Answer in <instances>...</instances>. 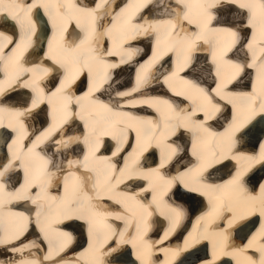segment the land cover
Returning <instances> with one entry per match:
<instances>
[{
    "label": "bare ground",
    "instance_id": "6f19581e",
    "mask_svg": "<svg viewBox=\"0 0 264 264\" xmlns=\"http://www.w3.org/2000/svg\"><path fill=\"white\" fill-rule=\"evenodd\" d=\"M85 1V0H84ZM133 2L136 0H132ZM176 1V0H175ZM174 0H151L150 5H155L152 8H149L147 10V14L145 16V20L143 21L142 24H138L139 22H136L132 20V24L136 25L135 33L130 32L132 31V27L129 25L128 17L127 15L122 12L121 14H115L114 15V20L112 22V25H109L106 27L104 30H98L95 31V35L93 36V39L91 40L92 44L94 46H98L103 43V39L105 36H108L110 40L112 39H117L114 43H110L112 49H108L107 52H114L118 55L119 57V62L117 63L116 67L118 68L117 71L114 69L110 68V74L111 77L113 76L114 79L111 80L109 85L107 86V91H105V96L107 97L106 100L102 101L99 99V96L97 94H91L95 92L96 90L100 89V87L108 83L109 79L107 80L106 77L100 75V74H92L94 77V83L91 89L87 91V95H74V99L76 100L77 98H84L82 102H80L78 105L82 106V104H88L91 102L94 104H101L102 105H107L108 109H111L112 114L109 118L110 120V125L112 127V130L115 131L117 129L122 128L121 125H117V122H125L126 125L128 126H135V129H137V134L141 133L144 136V132L146 131V134H150L151 136L155 135L156 137L162 138L164 136V131H157L155 128L157 122L153 119L150 121V124L147 123L149 122L148 117L146 116H138L140 119V122H134L137 121L136 118H133L132 120L128 121L127 118L123 120V116L127 114V112L124 110V107L127 106L129 103H137L139 106H142L141 103H144L146 105L150 106H156L154 103L155 100L154 98H151L148 96L146 93H157L161 91L159 86H154L151 89H149V85L145 84L144 82L142 83L143 80H149V84L153 83H162L163 81L165 84L168 85H173L177 84L178 87H173L171 90L175 93L181 94V96H188L190 100H192L193 103L198 102L199 105H191V108L189 111H187L185 108L187 106L182 105L178 101L175 100V98H161L158 104L162 105V108L160 109L161 114L163 115V119L161 120L162 125L164 124L167 119H173L176 118V122L178 120H182V117H189L190 120H196L197 123L195 126L191 127V133L195 136L194 138V143H198L199 145L206 146L207 143H214V144H220V142H224L230 139L231 134L236 131V127L238 126L236 123H227L222 130H216L213 127V130H207L206 124H203L205 122L207 116H210V119H217L222 121V116L220 113L223 112L224 108L227 107L228 102H234L236 103V94L237 92H233L232 90L230 91V88L225 87L226 83H229L232 79H234V82L236 85H239V81L236 80L237 78V67H241L244 72H248L247 69L245 68L244 64H240L235 60L229 59V54L226 55L227 51L233 46V51L237 52V54H241V52L244 51V46L241 41L244 39L245 35L243 32H246L247 29L250 28L249 25H251L254 28V33L251 36L247 37L251 43L246 45V48L251 49L252 53H254V56H252V59L250 60L251 62L249 63L250 66L254 65L255 67L258 65L261 55L264 52V22L261 21L260 15H259V10L257 9V15L254 17L253 12L249 17H246L245 15V9L242 10L241 8L238 7V4H230V3H225L224 0H221V3L216 4L214 7L211 8H202L200 7V4H204L205 6L209 3H213V0H188V2L191 4V8H186L183 5H178L177 2ZM40 2L43 3L42 9H37V5L40 4ZM114 2V1H113ZM112 0H98L96 2H91V3H79L78 0H4V3L0 5V7L5 8V12H0V56H1V61H5L3 56H6L8 54L6 49L7 47L11 46L9 45V39L13 35L10 33L4 32V29L2 28V24L5 23V18H9V20H16L14 22V25H20V27H25L31 22L33 25L36 23H40V21H45L42 22L44 24L43 27L38 26L39 31L34 33V37H36L37 42H34L35 39L29 42L25 40V38H20L19 40V47H17V52H20V48H23L24 51L26 49H30L32 45H34V48H39L42 46L41 42L43 41L44 38L49 37L47 39V42L51 38L55 40L56 43L59 42L60 39V33H61V28L58 30H52L50 33V36L48 35V32H46L45 28L47 26H56L59 20H55L60 16L62 13H64L62 16L63 17H69L72 18L76 22L77 25L80 23L82 24H87L91 25L94 21L97 19H100L103 17L104 22L107 23L106 17H111L112 18V13H113V3ZM257 3H264V0H256ZM45 4V5H44ZM97 5H100L97 7ZM105 5V6H104ZM149 5V6H150ZM65 6V8L63 7ZM104 6V7H103ZM225 8L226 10L232 9L234 11L240 12V15L236 17V19L229 20L228 18L225 19L224 17L225 14L227 13L228 15L231 14L229 11L226 13L222 14L219 17V14L217 11L222 10ZM36 9L37 15H35V20L34 17L27 18V14L30 12V10ZM64 9V10H63ZM100 9V10H99ZM217 9V11H216ZM39 18V16L44 15ZM185 14L188 15V19L195 21L194 26H190L186 19H184ZM210 14L211 16L214 17V19L207 25V27H198V25L202 24L204 18L206 15ZM15 16L16 18L13 19L12 17ZM39 18V19H38ZM68 18V20H69ZM51 19V20H50ZM249 20L252 21L251 24H249ZM3 21V22H2ZM53 21L55 23H53ZM186 21V22H185ZM2 22V24H1ZM80 22V23H79ZM63 24V32L65 33V38L67 40L68 44L64 45V49H68L69 45H71V48H75L73 45H79L81 43L77 41L79 39H83V37H76V30H74V26L69 25V22L65 23L64 21L62 22ZM47 25V26H45ZM66 26L68 28H66ZM25 28H23V31H25ZM35 28V25H34ZM230 29L232 32L236 33V36L233 37L231 36L228 32L220 31L219 29ZM90 29L87 30L86 36L88 35ZM118 33H117V32ZM250 32V31H249ZM70 33V34H69ZM156 36L154 37L153 43L152 40L149 39V35ZM117 35V36H116ZM141 37L142 39L140 43L138 44L136 41L137 39ZM197 37L202 38L205 43L202 44ZM139 39V40H140ZM241 39L238 43L237 41ZM12 41V39H10ZM15 41V38H14ZM132 41V42H130ZM90 42V43H91ZM186 43H190L191 47L188 48L186 47ZM153 44V45H152ZM86 45V44H85ZM83 45V47L85 46ZM154 47V52L149 54V58L145 60L144 62H139V60H131L129 58H133V56L140 52L143 51L144 48L151 49ZM195 48V49H193ZM3 49H5L3 51ZM94 50H92L93 53ZM192 51H195V55H192ZM197 51V53H196ZM107 52L103 48H97V51L94 52L96 54L95 56L99 59L95 64L91 62L89 64L88 70L91 71L94 68L98 69V67H105L109 68L113 63H111L110 60H107ZM126 52V53H125ZM52 55H51V54ZM47 55L51 58H60L56 57L57 53L56 52H50ZM168 53V56L173 58V62H175L176 67L170 71L168 68V63H171V59L167 56L166 58H163L165 54ZM206 53V57L204 54ZM245 53V51H244ZM23 55V53L21 52ZM65 54V53H64ZM200 55V56H198ZM45 56V55H44ZM257 56V57H256ZM259 58V59H257ZM17 59H19L17 57ZM23 59V58H22ZM35 59V58H34ZM91 59V58H90ZM89 59V60H90ZM163 59V60H162ZM209 59V61H207ZM19 67L22 69H32L33 71L29 72L27 76L23 75L21 78V81H18L17 83L23 84V88L28 87L31 88L33 91H38L39 89H42L41 84H47V82H50L51 79H49L47 82L46 80H43L41 84H33V83H28L30 80H26V78L32 74L34 76L33 81H37L39 77L45 76L39 69H44L48 68L46 67L43 63H41V59H39L35 64H31V61H27V64L24 63V61H21L19 59ZM128 61L130 65H135L138 66L137 70L138 73L140 74V77L138 79V82L141 83L139 86H135L133 88H128L127 84H120L121 78L126 75L127 73H130L128 69L125 67L128 65ZM136 61V62H134ZM90 62V61H88ZM212 65H210V63ZM6 62L2 65H0L1 68V74H0V89H2V92L6 91V88L11 85L12 89H18V85H12V77L16 71H13V74H10L11 67L10 64L5 65ZM184 67H188V70L183 73H180V71H183ZM17 66H14V69H16ZM49 69L53 70V68L49 67ZM57 72L56 70H53ZM166 73L169 74L167 77L158 78L160 73ZM172 73V74H171ZM16 74V73H15ZM52 74V73H50ZM214 76H218L217 78V86H215L212 90H209L208 85L210 84L211 80L214 81L215 78ZM31 76V77H33ZM108 76V75H106ZM252 76V73L248 72L247 76L242 75L241 80L242 81H248L246 80L248 77ZM25 79V80H24ZM120 79V80H119ZM17 77H13V81H16ZM106 80V81H105ZM125 82V81H124ZM246 86L248 85V82L244 83ZM193 85L196 86V88L203 89V94H199L195 91ZM255 84H253L254 86ZM259 86H262V84H258ZM234 86V85H233ZM59 87V86H58ZM57 88V87H56ZM56 88L52 90V92L56 91ZM145 89V90H144ZM43 90V95L42 99H46L48 97V92L44 89ZM91 90V91H90ZM76 91V89H68V93H59L57 96H52L50 97V101H52L49 104L50 109L54 108V100L57 102H62L63 105H65V102L68 103V97L73 96V92ZM141 91V93H140ZM0 92V93H2ZM17 93L13 94L11 99L13 102L19 103L21 100H23V96L26 97L25 90L20 91L17 90ZM39 92V91H38ZM100 92V91H99ZM114 93V94H111ZM119 93H128L127 96H120L118 95ZM140 93V94H139ZM219 95V99H215V94ZM240 94V93H238ZM205 95L210 98V103L208 102V99L205 98ZM181 102H183L182 97ZM251 97H255L254 94H250ZM249 96V97H250ZM61 98V99H60ZM62 99H65L64 101ZM248 100V99H245ZM245 100H241V105L244 106V110L247 113V118L252 117L253 115H256L255 119L257 120L263 113L264 105L259 104L256 102L251 103H245ZM223 101H225L223 103ZM1 103V102H0ZM59 104V103H58ZM57 104V105H58ZM41 105H46L45 101H42L37 108L31 109V104L28 107L21 108V109H14V106H9L6 103H1L0 104V126L2 124H5L3 127L7 132H11L13 135V139L9 142L8 146L6 147L8 151H17L18 156H23L25 154L26 157L30 158L32 155L30 153L34 151H38L40 149L41 152L43 153L40 154V157L47 161H52L50 164V167L47 169V172L49 173H54L56 177L62 179L64 182L67 183L68 189L66 192H62L63 197L66 199L72 198L75 195V192L72 190V182L73 178L69 177L70 173L67 172L66 166L60 165L64 159H66L69 156H73L76 154L73 150V147L75 144H78L77 138L76 140H71L72 142L69 143V141H66V138H74L75 135H61V133H65L64 131L66 130L67 133L71 132L72 129H77L78 122L75 124L74 128H67L62 127L61 129H58V127L62 124V121H56L55 122V127L48 128V126L45 128V131L42 132L40 136L36 139L37 143L32 144V142L27 141V139L30 137V135L27 136V138L24 140L25 142L22 141V138L25 134H28L27 132H30L31 126L40 123L41 120L44 118V110L41 109ZM56 105V106H57ZM208 107L207 113L204 116H196L198 114L201 108ZM158 107V106H157ZM26 109H31V111H25ZM70 111V109L68 108ZM107 109L103 107H95L91 109V112L96 114V119H100L101 121H104V117H108L110 113L106 112ZM204 110V108H203ZM23 112L24 118L29 116L26 121L22 118V115H19V113ZM12 113V119L9 120L10 114ZM102 116H104L102 118ZM76 117L80 118L79 114L76 115ZM62 118V114H58V120ZM254 119V120H255ZM144 120H147L144 121ZM187 120V118H185ZM263 120V119H261ZM227 122V120H225ZM259 119L257 122H249L243 127L242 133H239L240 135L244 136V138L247 139L246 143L247 145H252V142L254 143L260 134V131L262 130V127L259 123ZM28 123V124H26ZM150 126L152 129L149 130ZM117 127V128H116ZM15 133H13V131ZM58 129V130H57ZM50 133V135H49ZM78 137L82 138L81 133H76ZM239 136V143L244 142V138ZM84 140L86 147H88L87 142L85 139ZM45 141V143H44ZM145 143V142H143ZM40 144L39 148L36 149V145ZM154 146L158 145L157 142L152 143ZM161 145V144H160ZM180 145L177 143V145H172V149H176V151L172 155L179 154L180 158H183L185 156V153L187 152L184 148L182 149L179 147ZM80 147V146H78ZM137 149V148H136ZM140 146L138 147V151H140ZM47 151H52L53 153H46ZM56 151V152H55ZM180 152V153H178ZM57 153V154H56ZM188 153V152H187ZM264 153H257V156H260ZM57 156V157H56ZM236 155H234L235 157ZM260 157H256L254 160L260 159ZM4 162V159H0ZM47 160V161H46ZM177 161V160H176ZM179 161V160H178ZM45 162L40 163V172L45 171ZM132 164L135 165V168L137 169L139 166V162L136 160H132ZM229 162V160H228ZM262 165L264 164V161H259ZM68 163L74 164V157L69 158V160L66 162V165ZM135 163V164H134ZM5 164L11 165V167H8L7 173L12 175L15 174L16 172L12 173L15 171V163L11 162H6ZM173 165H180L179 163H173ZM258 169V167H255V170ZM202 171V167L200 168L199 166L192 167L191 169H188L187 172V177H193L195 181L197 182L194 185H186V189L189 191H183L181 188H173V191L177 193L180 198L184 201L189 202L191 205H196L199 202V197L195 194L197 191L202 189L203 192H207V186L202 185V180H200L199 174ZM145 170L143 169L142 171H135L133 172L132 176L130 177L129 180H140L142 177H145ZM250 171L247 172V174ZM7 174V175H8ZM18 174V173H17ZM246 174V175H247ZM33 179V178H32ZM29 179V181L34 184V180ZM186 183H188L186 181ZM200 185L202 187H200ZM185 187V186H184ZM222 191V196L223 197H228L229 193L228 192V187H219ZM239 195L237 194V197ZM33 199H46L47 196L41 195L38 192L32 196ZM59 197L53 198V203L57 204L59 201ZM103 201V200H101ZM132 205V210L130 207H126L127 210H131L133 217L134 215H138L137 211L135 210V207L133 204ZM111 205L110 203L106 205V207H103L101 211L105 212L103 216L104 221L109 222L115 226V229H109L107 224H103L102 222L95 223V226H97V234L96 238L99 237L101 240L100 245L106 241V236H104L105 233H108L111 237L116 238V243L114 246H119L120 249L124 251V248L129 245V246H134L135 248L132 250L133 253H140L141 248L143 247V244L139 246L135 241L131 240V234L128 229L131 226V222L133 221V218H131V214H121L122 211H111ZM156 209H160V207H156ZM188 209V206H185L182 208L180 211L181 214H184L186 210ZM195 209L192 208V211ZM110 211V212H107ZM194 211H197L194 210ZM190 211L186 212L187 213ZM257 212H252V209L245 208L243 211H240L237 213V209H235L232 219V222L228 223V227L234 226L236 228H232L235 230L237 233H244L247 232L250 225H253L256 223L257 219L259 218V215L257 216ZM126 216L128 219H125L123 216ZM197 217L192 218V224L190 227V230L185 237V243L182 245L180 248L177 246L175 249H173L174 253L177 254V256L184 257L187 260H183L182 262L185 261H190L189 259L192 258L191 261H195V255L199 252L197 251L198 249H192V247L199 246V245H194V243L197 240L202 239V237H208L209 242L211 244H214V252H216V249L219 250L220 246L222 245V241L217 238L215 231H207L208 226L207 223H211L213 218L211 217H204V213L201 211H198ZM119 216L121 219H116V217ZM50 215H46L44 218V223L40 231H36V237L41 234L42 237L48 238L49 241L53 239V230H51L49 233L48 231L52 227V223L49 221ZM247 217V218H246ZM136 223L138 225L134 227V230L138 232L139 234L143 235L144 234V228H143V219L141 216H136ZM249 218V220H248ZM125 221V225L120 226L118 229V225H120L122 222ZM149 220H145V222H148ZM151 222L149 221V224ZM153 224L158 223V218L154 217L152 220ZM232 224V225H231ZM72 227L76 231H79L80 228V223L78 221H73L71 223ZM0 226H2V223L0 222ZM227 227V228H228ZM101 229V230H100ZM35 229L32 227L30 229L28 237H32L35 234ZM262 233H264V227L260 230L259 233H256V235L262 236ZM122 234V235H121ZM165 234H167V238L169 237V232L164 233V235L161 237L160 242L167 239L165 238ZM64 237V236H63ZM63 237H61L60 241L63 240ZM32 240V239H31ZM99 240V241H100ZM33 241V242H32ZM32 241L25 242L20 246L21 251H24L28 246H33V245H38L39 248L42 249V251H45V247H42V244H40L36 239H33ZM129 242V243H127ZM1 247H11L15 248L17 247L16 242H11V241H4L1 242ZM252 246V248L257 249L260 251L261 256L258 259L257 262L254 260H250L253 264H264V242L262 240H258L257 237L250 238L247 242L245 247L249 248ZM200 247V246H199ZM167 248V247H165ZM165 255L167 254V257L164 261L165 264L169 263L173 256L171 251L169 249H165ZM8 250V249H7ZM239 259H242L245 257V248H239ZM123 251L120 250V257L125 258V261L129 264L132 263L130 260V256L126 255V252L123 253ZM234 251H225V256L224 260L220 262L218 260V264H230L229 259L227 258L230 255H233ZM55 251L53 250L51 254L53 255ZM117 256V255H116ZM217 257L216 254H214L213 258L215 259ZM236 259V257H234ZM25 261V260H24ZM178 260L177 262H180ZM37 263L36 260H34ZM32 264V260H28L26 262ZM48 264H56L55 260L48 261ZM0 264H25L21 258H16L15 260L10 258V257H3L0 259ZM59 264V263H58ZM65 264V263H63ZM67 264H78V262L68 260ZM142 264H152V262L148 259L144 260ZM163 264V263H161Z\"/></svg>",
    "mask_w": 264,
    "mask_h": 264
},
{
    "label": "snow or ice",
    "instance_id": "6c2138e0",
    "mask_svg": "<svg viewBox=\"0 0 264 264\" xmlns=\"http://www.w3.org/2000/svg\"><path fill=\"white\" fill-rule=\"evenodd\" d=\"M178 5H183L186 8H191V4L188 2V0H176ZM225 3H230V4H238V7L241 9H249L253 12V16L255 17L257 15V9L259 10V15L261 18V21L264 22V3H257L256 0H224ZM4 3V0H0V5H2ZM14 3V0H13ZM221 3V0H213V3H209L206 6L204 4H200V7L205 8H211L214 7L216 4ZM100 5H97V7H99ZM0 12H5V8L0 7ZM13 19H15L16 17L13 16ZM184 19L188 20L189 24H193L195 23V21L188 19V15L185 14ZM214 19L213 16H211L210 14L206 15L202 24L198 25V27H207V25L209 23H211V21ZM249 24L252 23L251 20H249L248 22ZM35 28L34 25L29 22V24L26 26L25 28V40L27 42L30 43L31 38H32V34L34 32ZM220 31H224V32H228L231 36L235 37L236 33L232 32L230 29H219ZM63 32V27H61V34ZM95 32V28L94 26L90 28L88 35L85 37V39L83 41H81V43L79 45H76L75 48H71L69 46L68 49L64 50L63 55L60 56V58L54 59V62L56 64H59L60 67L65 69V75H64V79L60 80L59 82V87L56 88V91L52 93V96H57V94L59 93H63L65 90H68L71 88L72 84L75 82V80L77 79V77L83 72L84 68L87 67L88 65V61L90 59V53H92V49L91 48H84L83 45H85L86 43H89L92 39H93V34ZM197 39H200V37H197ZM13 41L9 40V43H12ZM186 47L190 48L191 44L190 43H186ZM2 51V50H0ZM107 55H111V53H107ZM111 67H116V65H111ZM237 67V71H240L239 66ZM33 71L32 69H22L20 71L19 74H22L23 72H31ZM39 71H41L44 75H47L51 69L49 68H44V69H39ZM138 86H139V82H138ZM195 91L199 94H203V89H199L196 88L195 85H193ZM91 91V90H90ZM0 92H2V89H0ZM42 92L43 90H39V92L37 93L36 99L32 100L31 102V109H35L38 107V105L42 102ZM219 94V93H217ZM118 95L120 96H127L128 93H119ZM205 98L208 99V102L210 103V98H208L205 95ZM68 102L71 103L72 102V98L71 96L68 97ZM80 103V98H77L75 101V104H79ZM103 108L107 109L108 111H111V109H108L107 105H102ZM31 109H26L25 111H31ZM200 111H203V108L200 109ZM24 113L21 112L19 113V115H23ZM210 116H207L206 119H210ZM50 135V133H49ZM103 135H110L107 132H104ZM72 141L69 140V143H71ZM87 142V141H86ZM92 144H93V154L95 153V150L98 149L99 147V143L98 140L93 139L92 140ZM142 151L146 150V146L142 145L141 146ZM122 146L118 145L116 148V151L112 153V156H116L117 154H119L122 151ZM176 151V149H172V152L174 153ZM195 154V153H194ZM171 159V155L168 156L167 160ZM88 160V157L85 156V161ZM167 160H162L160 163V168H163L165 166V164L167 163ZM261 161H264V154L261 155L260 157ZM217 163H219V161H217ZM8 167H11V165H8L7 167H5L4 171H0V177H3L5 175V172L8 170ZM206 167H211V165H206ZM160 168L157 169H153L151 173L148 174V176H145V179H149L151 178L155 183H158L160 185H164L167 184L169 186H171L172 181H166L164 179V177L160 174ZM243 175V173H238L237 176L229 182V185H231L233 188H235V186H237L239 184V180L240 177ZM4 188L3 184H0V190H2ZM78 191V187L75 189ZM217 191H221L220 189H216ZM20 198H25V197H20ZM89 199H91V197H89ZM33 204L36 203L35 200L32 201ZM83 201L79 198V197H74L73 199H70L67 201V207H75V206H80L82 205ZM155 210V209H154ZM146 211V209H145ZM169 214L173 217L174 220V224L179 223L180 217H181V213L177 210V209H169ZM39 215V214H37ZM147 215H152L151 212H148ZM70 217L65 216V219H69ZM81 219H84L83 216L80 217ZM141 218L143 219V213L141 214ZM116 219H121V217L117 216ZM122 235V234H121ZM64 236L67 237V239L70 241L71 240V236L68 235L67 233L64 234ZM165 238H167V234H165Z\"/></svg>",
    "mask_w": 264,
    "mask_h": 264
},
{
    "label": "rangeland",
    "instance_id": "374dc122",
    "mask_svg": "<svg viewBox=\"0 0 264 264\" xmlns=\"http://www.w3.org/2000/svg\"><path fill=\"white\" fill-rule=\"evenodd\" d=\"M227 11H229L231 14H227L226 12ZM224 13H226L225 14V16H227V17H224L225 19H229V20H232V19H236V17H238V15H240V12H237V11H234V10H232V9H225V8H223L222 10H219L218 11V14H219V17L222 15V14H224ZM129 75H130V73H127L126 75L124 74V76L121 78V80H120V84H126V83H129ZM125 81V82H124ZM70 133V132H69ZM74 135H75V137L74 138H66V141H69V140H76V138H77V141L79 140V138L80 137H78L77 136V134H75L74 133ZM83 142H85L84 140H82V144H84V145H86L85 143H83ZM78 143V142H77ZM73 150H74V152L76 153V154H78V153H80L81 152V148L80 147H78V144H75L74 145V147H73Z\"/></svg>",
    "mask_w": 264,
    "mask_h": 264
},
{
    "label": "water",
    "instance_id": "95a60500",
    "mask_svg": "<svg viewBox=\"0 0 264 264\" xmlns=\"http://www.w3.org/2000/svg\"><path fill=\"white\" fill-rule=\"evenodd\" d=\"M3 139H4V138H1V137H0V143L3 141Z\"/></svg>",
    "mask_w": 264,
    "mask_h": 264
}]
</instances>
